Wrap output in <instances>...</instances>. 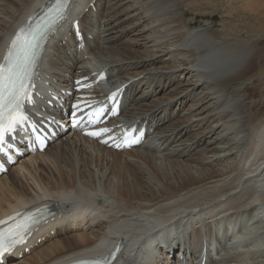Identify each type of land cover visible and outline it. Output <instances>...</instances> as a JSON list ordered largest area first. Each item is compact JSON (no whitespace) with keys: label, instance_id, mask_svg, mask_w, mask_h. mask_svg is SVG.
Wrapping results in <instances>:
<instances>
[{"label":"bare ground","instance_id":"obj_1","mask_svg":"<svg viewBox=\"0 0 264 264\" xmlns=\"http://www.w3.org/2000/svg\"><path fill=\"white\" fill-rule=\"evenodd\" d=\"M42 1L0 0V46ZM199 1L204 6L74 0L85 36L94 37L86 40L90 52L119 80L139 79L123 117L147 119L155 144L116 154L66 137L12 168L0 180V216L24 202H45L55 214L43 235H54L6 264H59L105 254L116 242L118 264H170L164 246L181 235L193 261L190 241L201 230L223 239L212 264H264V0ZM184 10L221 16L222 29L189 27ZM64 49L59 42L46 48L42 76L53 80L84 65ZM164 172L176 185H162ZM186 175L198 178L185 185ZM66 201L96 206L105 221L93 216L81 230Z\"/></svg>","mask_w":264,"mask_h":264},{"label":"snow or ice","instance_id":"obj_2","mask_svg":"<svg viewBox=\"0 0 264 264\" xmlns=\"http://www.w3.org/2000/svg\"><path fill=\"white\" fill-rule=\"evenodd\" d=\"M69 0H53L43 7L40 13L30 18V22L22 26L12 38L2 60H0V151H3L5 138L22 128L28 121L26 106L32 105L35 98V80L43 55L44 46L50 36L57 31L67 16ZM79 83V81L77 82ZM116 93L110 100L115 102ZM91 108V105H88ZM115 110V109H113ZM83 110L79 105H73V125L81 123L83 116L77 115ZM103 115V109L86 114L89 123L98 120ZM35 131L34 125H29ZM109 131L102 129L87 133L97 137ZM142 133H125L123 143L131 146L138 143ZM117 144L116 147H120ZM43 147V145H42ZM40 212L26 214L17 213L7 219L0 220V259L11 253L13 248L21 244L30 234L32 228L39 222ZM114 255L109 253L94 260L82 261L80 264H111Z\"/></svg>","mask_w":264,"mask_h":264},{"label":"rangeland","instance_id":"obj_3","mask_svg":"<svg viewBox=\"0 0 264 264\" xmlns=\"http://www.w3.org/2000/svg\"><path fill=\"white\" fill-rule=\"evenodd\" d=\"M175 1H177V2H180L183 6L185 5H188V6H190V5H197V4H199V5H201V3H199L200 1L199 0H175ZM202 1V0H201ZM229 1H227V0H224V5H226L227 3H228ZM201 6H204L203 4L201 5ZM185 7H183V9H184ZM186 10H184V12H183V20H184V22H186V24L189 26V27H196V26H200V25H204V24H208L209 26V28H212V29H214V30H216V31H220L222 28H221V24H222V22H221V16H217V15H215L214 17H212V15L211 16H209L210 15V13H203V14H205V15H202V13H192V12H188V11H186ZM191 14V15H190ZM201 15V16H200ZM202 17V18H201ZM217 19H216V18ZM198 18H201V19H198ZM214 19V20H213ZM218 20V21H217ZM190 22V23H189ZM191 24V25H190ZM244 34H245V36H246V34H247V32H244ZM244 36V35H243ZM244 36V37H245ZM247 37V36H246ZM248 38V37H247ZM230 90L231 91H234V87H231L230 88ZM162 173V172H161ZM242 174H246V173H242ZM197 178L198 177H195V178H192L190 175H186V180L188 181L187 182V184H185V185H189L190 183H192L193 181H195V180H197ZM235 179V177H233V178H230V179H228V181H227V184L226 185H228L230 182H232L233 180ZM161 183H162V185H176L173 181H171L169 178H168V175H167V173L166 172H164L163 174H161ZM177 185H180V184H177ZM119 187H120V185H117V188L119 189ZM126 189L127 190H130V187L129 186H126ZM136 193V190L134 189L133 191H132V193L131 194H135ZM225 193H227V191L225 190V188H224V195H225Z\"/></svg>","mask_w":264,"mask_h":264}]
</instances>
